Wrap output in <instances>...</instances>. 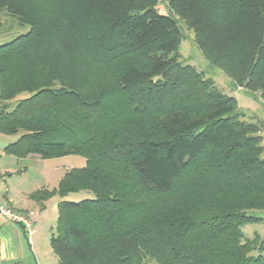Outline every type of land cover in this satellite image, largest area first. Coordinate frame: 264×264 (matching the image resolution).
<instances>
[{"label": "trees", "instance_id": "obj_1", "mask_svg": "<svg viewBox=\"0 0 264 264\" xmlns=\"http://www.w3.org/2000/svg\"><path fill=\"white\" fill-rule=\"evenodd\" d=\"M157 1L0 0V28L1 14L27 27L0 43V133L18 134L4 151L85 158L57 192L94 198L58 203L55 264H264V236L241 229L264 211L254 127L177 60L174 35L178 16L205 58L264 102V0H166L170 15ZM187 172L185 188L208 190L171 206Z\"/></svg>", "mask_w": 264, "mask_h": 264}, {"label": "rangeland", "instance_id": "obj_2", "mask_svg": "<svg viewBox=\"0 0 264 264\" xmlns=\"http://www.w3.org/2000/svg\"><path fill=\"white\" fill-rule=\"evenodd\" d=\"M158 13L170 15L172 12L169 8L168 1L158 0L155 4ZM2 28H0V43L11 40L17 34L24 32L27 27H20L12 20L1 14ZM177 31L174 33L178 47L176 52L177 60L183 65L191 67L203 79L212 82L214 86L222 93L233 96L237 100L238 119L250 123L254 127L252 132L258 140L261 147L260 156L264 158V102L260 96L254 92L247 91L245 88L234 83L231 78L218 65H212L199 49L195 32L183 19L178 16ZM27 93H21L11 99L10 108H12L18 99L25 97ZM18 134L0 133V166L8 165L14 169L12 177L6 185L16 193L27 194L34 206L32 215L27 214L31 221V230L28 234L23 229H16L18 234H14L18 246V257L13 259L10 264H55L57 256L50 245L51 234L56 233V221L58 217L57 205L60 201L79 202L84 199H93L94 195L89 190H74L59 195L57 192L58 185L66 173L74 169L81 168L85 165V158L77 153H67L61 156L44 158L37 154H28L22 157H16L7 154L4 147L14 142ZM17 171V173H15ZM19 171V172H18ZM197 175L196 171L191 173ZM190 172L184 173L183 176L175 183L174 193L167 199L173 200L172 205L190 204L197 196H202L208 187L201 185L194 180L190 188H185V183L190 177ZM0 179V187H2ZM202 187L203 189H199ZM206 187V188H205ZM40 190L48 192L47 197L42 202L30 197V194ZM31 191V192H30ZM195 199L193 203L197 200ZM13 208V207H12ZM15 209V208H13ZM16 210V209H15ZM20 212V211H19ZM251 215L260 217V221L249 222L242 226L245 238H252L255 235L264 236V211H252ZM152 264V263H151Z\"/></svg>", "mask_w": 264, "mask_h": 264}, {"label": "crops", "instance_id": "obj_3", "mask_svg": "<svg viewBox=\"0 0 264 264\" xmlns=\"http://www.w3.org/2000/svg\"><path fill=\"white\" fill-rule=\"evenodd\" d=\"M13 170L14 169H10L8 165L0 166V179L3 182L2 187H0V199L17 211L28 213L30 217L34 212V206L30 204L31 199L28 198V193L21 196L19 193L17 194L16 191L11 190L5 183L11 179L12 173H14ZM15 173H17V171H15ZM18 228L24 230L21 225L0 218V264L13 263L12 260L18 257V246L20 243L15 241L13 234H18L16 230Z\"/></svg>", "mask_w": 264, "mask_h": 264}, {"label": "built area", "instance_id": "obj_4", "mask_svg": "<svg viewBox=\"0 0 264 264\" xmlns=\"http://www.w3.org/2000/svg\"><path fill=\"white\" fill-rule=\"evenodd\" d=\"M0 218L8 222L21 225L24 230L29 234L31 230V221L27 214L19 212L12 207L8 206L0 199Z\"/></svg>", "mask_w": 264, "mask_h": 264}]
</instances>
